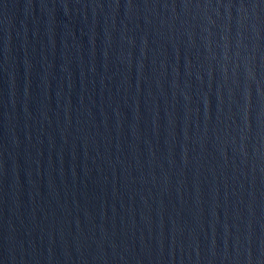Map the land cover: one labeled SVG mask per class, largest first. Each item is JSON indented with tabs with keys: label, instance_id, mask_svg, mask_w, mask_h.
<instances>
[{
	"label": "water",
	"instance_id": "95a60500",
	"mask_svg": "<svg viewBox=\"0 0 264 264\" xmlns=\"http://www.w3.org/2000/svg\"><path fill=\"white\" fill-rule=\"evenodd\" d=\"M0 264H264V0H0Z\"/></svg>",
	"mask_w": 264,
	"mask_h": 264
}]
</instances>
